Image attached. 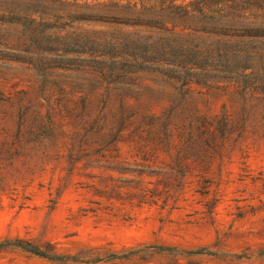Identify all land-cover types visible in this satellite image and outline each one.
I'll list each match as a JSON object with an SVG mask.
<instances>
[{
	"label": "rangeland",
	"instance_id": "374dc122",
	"mask_svg": "<svg viewBox=\"0 0 264 264\" xmlns=\"http://www.w3.org/2000/svg\"><path fill=\"white\" fill-rule=\"evenodd\" d=\"M245 66L264 0H0V264H264Z\"/></svg>",
	"mask_w": 264,
	"mask_h": 264
},
{
	"label": "trees",
	"instance_id": "16d2710c",
	"mask_svg": "<svg viewBox=\"0 0 264 264\" xmlns=\"http://www.w3.org/2000/svg\"><path fill=\"white\" fill-rule=\"evenodd\" d=\"M248 70V66L245 67H235L230 69V72L233 73L234 78L236 79V84L238 85L240 90V96L243 99V104L241 107V113H249L248 106L254 107L253 101L257 103H262L264 106V68L261 70L252 69L250 72H246ZM182 75L177 77L176 82L180 81ZM187 83H183L180 86L178 93L186 98V93H189L190 88H186L185 85ZM186 88V89H184ZM208 88H214L209 85ZM227 125V124H226ZM26 250L38 254L41 256H48L44 251L34 247H24Z\"/></svg>",
	"mask_w": 264,
	"mask_h": 264
}]
</instances>
